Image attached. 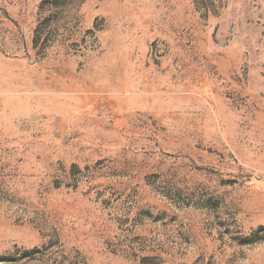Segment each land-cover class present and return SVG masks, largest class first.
I'll use <instances>...</instances> for the list:
<instances>
[{
  "label": "rangeland",
  "instance_id": "rangeland-1",
  "mask_svg": "<svg viewBox=\"0 0 264 264\" xmlns=\"http://www.w3.org/2000/svg\"><path fill=\"white\" fill-rule=\"evenodd\" d=\"M0 264H264V0H0Z\"/></svg>",
  "mask_w": 264,
  "mask_h": 264
}]
</instances>
